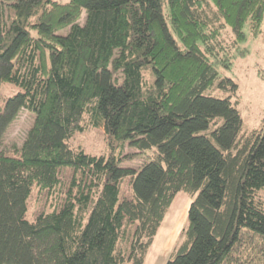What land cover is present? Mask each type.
Masks as SVG:
<instances>
[{
    "label": "trees",
    "instance_id": "16d2710c",
    "mask_svg": "<svg viewBox=\"0 0 264 264\" xmlns=\"http://www.w3.org/2000/svg\"><path fill=\"white\" fill-rule=\"evenodd\" d=\"M263 22L264 0H0V264H143L178 192L164 264H264V120L243 129L218 71ZM21 109L33 121L5 146ZM87 114L102 154L69 141ZM61 167L64 195L29 220L32 184L57 187Z\"/></svg>",
    "mask_w": 264,
    "mask_h": 264
},
{
    "label": "rangeland",
    "instance_id": "374dc122",
    "mask_svg": "<svg viewBox=\"0 0 264 264\" xmlns=\"http://www.w3.org/2000/svg\"><path fill=\"white\" fill-rule=\"evenodd\" d=\"M84 17L85 12L83 11L78 22L83 23ZM67 30L68 28H64L59 32L66 33ZM243 30L246 34V39L240 44L231 64L228 67L219 66L218 71L221 76H228L237 84L239 95L238 110L242 118V127L243 129L249 130L260 127L264 120V22L261 32L256 36H250L247 24L244 26ZM241 50L243 51L242 53H240ZM144 75L148 78L147 72H144ZM220 95H222V93H220ZM32 121L33 114L29 113L26 109H21L5 132L3 145H19ZM105 135L103 120L101 118L91 120L90 114H87L85 129L74 133L69 141L72 145L81 144L88 153L98 155L106 151ZM135 150V147H131L127 144L122 148L121 155L128 154ZM142 161L143 159L141 158H135L132 160H125L122 165L137 166ZM60 170V185L51 188L50 191L46 189L40 190L35 183L32 184L31 193L27 199L26 217L29 220H34L39 213L51 211L53 206H55L54 202H56V198L58 201L64 195L65 188L70 183L72 177V168L61 167ZM128 179V177H124L121 180L122 188L125 189ZM184 194L187 197L184 192L177 193L174 200H179ZM175 204L177 203L175 202ZM185 206H187V203ZM180 210V207L178 209L172 208L169 209V214L167 213V217L169 216L167 219L174 224L173 230H175L176 225H178L179 231L174 232L172 240L165 246L160 245L161 243L159 244L155 239L154 243L152 242L153 244H151L152 246L149 248L148 256L143 264H160L162 260L165 262L168 258L172 247L180 235L183 222L186 218L184 211L180 213ZM83 212L86 214L87 210ZM119 246L123 251L125 249V242L121 241ZM120 264L128 263L124 261Z\"/></svg>",
    "mask_w": 264,
    "mask_h": 264
},
{
    "label": "crops",
    "instance_id": "0c3cea01",
    "mask_svg": "<svg viewBox=\"0 0 264 264\" xmlns=\"http://www.w3.org/2000/svg\"><path fill=\"white\" fill-rule=\"evenodd\" d=\"M178 193H180V192H178ZM175 202L177 204H175ZM190 202H191V199L188 196L186 197L185 194H184V196L179 198V200L175 199L172 202V204H171L169 209H172V208H177L178 209L180 207V209H181L180 213L184 211V214L187 216V211H188V207L190 205ZM186 203H187V206H185ZM169 209H168L167 213L169 212ZM167 213H166L165 218H164L163 222L161 223V226H160L159 230L157 231V234L155 235V238H154V240L156 239L159 242V244L161 243L160 245H164V246L167 245V243L172 240V237H173L172 235L174 234V232L175 231H179L178 230V228H179L178 225H176L175 230H173L174 229V224L169 222V220L167 219L169 217V216L167 217ZM180 222H181V219H180ZM183 224H184V222H183ZM154 240H153V243H154ZM147 256L148 255H146L145 259L147 258ZM145 259H144V261H145ZM144 261H143V263H144ZM160 264H164V261L162 260Z\"/></svg>",
    "mask_w": 264,
    "mask_h": 264
}]
</instances>
